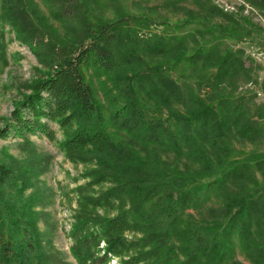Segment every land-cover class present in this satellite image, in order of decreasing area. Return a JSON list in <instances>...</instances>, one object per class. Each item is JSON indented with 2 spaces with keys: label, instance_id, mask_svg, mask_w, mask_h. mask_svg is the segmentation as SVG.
Segmentation results:
<instances>
[{
  "label": "trees",
  "instance_id": "16d2710c",
  "mask_svg": "<svg viewBox=\"0 0 264 264\" xmlns=\"http://www.w3.org/2000/svg\"><path fill=\"white\" fill-rule=\"evenodd\" d=\"M18 1L2 0V16H9L22 43L46 69L12 102L0 138L12 135L30 144L29 135H41L71 162L94 164L73 190L77 208L68 237L77 263L108 264L116 256L121 264H241L234 259L238 248L251 264H264V150L235 155L232 146L264 137V104L253 110L235 94L238 79L251 78L243 51L221 49L195 34L189 48L178 36L139 33L150 26L149 17H91L81 8L84 0H56L54 14L68 22L71 35L49 39L41 54L24 37L29 16ZM244 2L264 12V0ZM194 13L204 25L197 32L211 38L236 40L251 28L248 20L208 0ZM215 17L221 22L212 23ZM0 61L6 63L1 39ZM183 64L203 74L202 85L172 76ZM94 77L107 107L97 97ZM168 152L172 160L163 157ZM38 165L22 171L0 162V264H43L35 202L23 195L30 179L47 169L46 163ZM154 168L153 180L140 179ZM106 207L116 212H98ZM4 213L12 236L5 232ZM126 231L140 236L128 239ZM30 242L38 247L36 263L28 260ZM51 258L46 253V264Z\"/></svg>",
  "mask_w": 264,
  "mask_h": 264
},
{
  "label": "rangeland",
  "instance_id": "374dc122",
  "mask_svg": "<svg viewBox=\"0 0 264 264\" xmlns=\"http://www.w3.org/2000/svg\"><path fill=\"white\" fill-rule=\"evenodd\" d=\"M207 0H177L170 4L169 0H84L82 9L88 11L93 16H103L112 18L120 13H130L135 16H146L151 18L148 28L140 27L139 33L149 34L157 33L165 37L178 36L183 38L189 48L192 46L191 34L200 41L212 40L217 43L221 49L231 47L243 51V60L245 65L250 68V80L245 82L238 79V87L235 94L245 97L246 101L255 110L261 104H264V12L252 7L244 0H208L217 5L220 9L233 14L238 20L245 19L251 23L248 34L240 39H215L208 33L204 35L197 31H203L202 20L194 13L198 7ZM20 6L26 10L29 18L25 22L28 25V35L25 38L32 40L40 49L41 54L48 50V41H56L58 38L65 39L70 37L68 22L56 17L54 12L58 3L56 0H19ZM2 0H0V39L4 45V54L6 63L0 61V127L2 119L8 116L12 109V102L19 100L23 94L29 92L30 81L41 74L46 68L22 40L19 38L16 28L9 21L8 17H3ZM24 18L20 15V19ZM65 18V17H64ZM194 18V19H193ZM185 19L193 21L186 25L175 28L174 24ZM165 24H161L162 22ZM195 21V22H194ZM211 22H221L219 17H215ZM21 23H24L23 20ZM203 36V37H202ZM146 58V57H145ZM214 71H207L208 77H212ZM172 76L178 82H187L198 88L203 83V74L189 65H179ZM103 79V77H101ZM93 84L97 97L104 106L108 102L102 95L99 80L94 77ZM203 93V90L201 91ZM153 115L155 112H150ZM156 115L160 112L156 111ZM264 125V118L261 119ZM53 128L58 132L57 127ZM121 140H128V137L120 133L114 134ZM58 133V137H59ZM30 144H24L22 139L9 135L6 138H0V162L11 164L14 168L24 171V167L40 160V166H45L46 170L30 179V185L24 191V197L31 196L35 202L34 212L36 213V229L40 252L43 254V264H46V253L54 256L50 259L51 264H78L70 251L71 239L68 237L73 214L77 208V195L73 191L78 184L85 182L81 178L83 171L94 164L73 163L68 160L56 147L54 142L49 141L41 135H29ZM235 155H241L249 149L264 150V137L256 140L254 143L235 141L233 142ZM140 146L136 144L138 149ZM143 152V151H141ZM163 157L169 160L173 159V153H163ZM38 165V166H39ZM130 166V165H127ZM155 168L149 170L147 174L142 175L140 179L153 180L155 178ZM147 176V177H146ZM105 186V185H104ZM7 196L11 192L6 190ZM101 214H114L116 209L113 207L99 208ZM5 222V232L7 236H12L10 225L6 213L3 215ZM126 238L139 237L140 233L126 231ZM18 240V239H17ZM26 240V239H25ZM32 244L33 252L29 254V262H37L38 247ZM105 243L100 242L99 247L103 249ZM31 246V245H30ZM235 260L241 264H251L244 254L237 248ZM120 257H112L108 264H121ZM222 264H233L231 260Z\"/></svg>",
  "mask_w": 264,
  "mask_h": 264
}]
</instances>
